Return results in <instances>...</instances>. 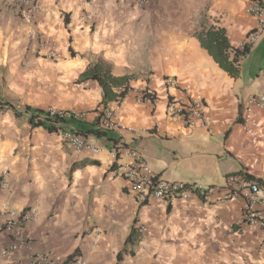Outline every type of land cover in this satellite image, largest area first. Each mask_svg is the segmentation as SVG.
<instances>
[{
  "label": "crops",
  "instance_id": "obj_1",
  "mask_svg": "<svg viewBox=\"0 0 264 264\" xmlns=\"http://www.w3.org/2000/svg\"><path fill=\"white\" fill-rule=\"evenodd\" d=\"M248 1L152 0L151 8L132 12L111 8L109 0H66L68 24L59 16L61 4L51 1L31 25L10 20L0 3V97L21 113L0 115V173L9 171L7 186H0V207L31 212L20 239L61 260L77 252L87 264H264V235L244 224L242 200L224 199L226 177L245 166L248 178L264 185V110L250 115L253 137L237 122L245 102L264 94V31L241 60L238 79L223 71L195 36L220 27L230 46L241 48L255 26L245 11ZM40 27L73 39L55 62L27 42ZM258 52L261 63L247 66ZM98 57L112 64L115 76H134L116 110L133 131H107L112 141L86 133L101 118V89L92 81L77 83ZM166 78L204 100L210 132L166 119L167 99L185 97L167 87ZM145 88L156 94L154 107L136 103ZM25 106L82 112L84 119L69 122L65 130L77 131L100 150L77 152L60 132L32 128ZM122 147L138 151L162 180L216 189L188 200L151 198L139 204L117 173L128 161ZM112 151H118L117 159ZM134 226L140 241L133 255L118 261ZM6 243L1 234L0 249Z\"/></svg>",
  "mask_w": 264,
  "mask_h": 264
},
{
  "label": "built area",
  "instance_id": "obj_2",
  "mask_svg": "<svg viewBox=\"0 0 264 264\" xmlns=\"http://www.w3.org/2000/svg\"><path fill=\"white\" fill-rule=\"evenodd\" d=\"M133 1L137 7H143L148 3V0ZM245 11L255 20V26L248 32L243 44L251 48L257 44L264 31V0H249ZM40 50L44 51V57L48 59L58 60L60 58V54L53 43L41 41ZM165 84L167 87L176 88L185 95L184 98L169 97L167 99L166 119L170 122H180L185 128H192L199 124L201 128L210 132L211 121L207 116L204 100L189 96L187 90L181 88L175 78H166ZM155 96L156 94L152 90L145 88L137 96L136 103H145L154 107L157 101ZM115 104L114 108H107L102 112L99 129L102 131H133L132 127L119 120L116 112L119 105ZM1 110L8 112L14 111V108L9 104H2L0 105ZM254 110H264V94L250 97L243 106L241 125L251 137L254 136V132L249 127V118ZM46 112L49 113L50 117L58 118L61 121L83 120L85 117L82 112L76 110H60L50 107L46 109ZM151 122L153 126H157L154 118ZM60 137L77 152L88 150L96 153L100 150L89 144L80 135L68 130L61 132ZM123 149L128 161L116 167L117 173L128 182L130 190L139 204H144L151 198L163 201L188 200L195 194L205 195L216 189L162 180L145 163L138 151L130 148ZM118 151L110 153L113 160L117 159ZM248 174V166H245L240 173L230 174L226 177L224 199L242 200L241 211L244 224L258 228L264 235V203L260 200L261 189L258 183L248 178ZM8 175L7 169H3L0 173V186L3 188L7 186ZM31 217L32 214L29 211L0 207V235L7 236L6 245L0 249V258L8 264H87L86 260L79 255L72 259L61 260L54 257L51 252L35 251L32 243L20 239L19 230L22 224L28 222Z\"/></svg>",
  "mask_w": 264,
  "mask_h": 264
},
{
  "label": "trees",
  "instance_id": "obj_3",
  "mask_svg": "<svg viewBox=\"0 0 264 264\" xmlns=\"http://www.w3.org/2000/svg\"><path fill=\"white\" fill-rule=\"evenodd\" d=\"M65 23L68 24L66 20ZM195 36L199 40L200 45L209 53V55L223 71H225L233 79H238L240 77V63L241 60L249 54L251 50L249 46L243 45L241 48H233L227 40L225 30L216 26L203 29L202 31L195 33ZM112 68L113 66L110 62L98 57L95 61L90 62L86 66L77 79V83L87 81L97 83L101 89L102 100L99 105V107L102 108L101 114L105 109L109 108V105L113 103L120 105V103L132 90L130 83L134 76H115L112 72ZM12 112L15 118H18L21 115V113L16 110ZM23 112L28 114L27 122L32 128L42 127L50 133H61L66 131L65 127H67L68 123L75 121H61L58 118L50 117L46 110L35 109L29 106H25ZM241 114V110H239V116L237 119L238 123L241 122ZM98 121L99 116L95 118L93 128L88 129L86 133H92L99 139L104 138L107 139V141H112L107 131H102L97 128ZM75 132L78 133L77 131ZM258 183L264 189V185L261 184L259 180ZM139 241L140 239L138 237L137 228L134 226L131 228V232L127 236L123 247L118 252L117 260L121 261L125 255H133L134 249L138 245ZM75 256H77V252H74L67 259H72Z\"/></svg>",
  "mask_w": 264,
  "mask_h": 264
},
{
  "label": "rangeland",
  "instance_id": "obj_4",
  "mask_svg": "<svg viewBox=\"0 0 264 264\" xmlns=\"http://www.w3.org/2000/svg\"><path fill=\"white\" fill-rule=\"evenodd\" d=\"M52 3H60V9H59V16L62 20L65 21L67 13L64 6L67 4L66 0H0V3L4 4V8L9 11L8 15L11 16L10 20H12L14 17H16V20L19 22H24L26 25H31L34 22V18H37L43 14V4L45 2H51ZM97 0H83V3L89 2L90 4L96 3ZM112 1L113 3H111ZM73 1H68V3L72 4ZM77 2V1H75ZM109 3L111 4V8H120V10H129V11H144L147 8H151L152 0H148V3L143 7H137L134 4L133 0H109ZM108 3V4H109ZM81 4V3H79ZM97 5V4H96ZM6 11V12H7ZM132 20H135L134 18L130 17ZM41 41H47L49 44L53 43L56 49L58 50L61 58L62 51L66 52L67 49L71 47V43L73 42V39L70 35L65 37H58L55 35V32L53 29H50V31H46L45 27H40L35 31L33 35L29 37L27 40L28 43L32 45V48L34 49L35 53L37 55H40L39 52L42 53V58L49 62H55L57 60H51L46 57H44V51L40 50ZM59 58V59H60ZM261 58L260 52L256 53L255 55H252L250 59L247 60V66H253L256 62L261 63L259 59ZM256 73V72H255ZM2 104H8L3 101V99L0 97V105ZM10 105V104H9ZM11 106V105H10ZM12 111L4 112L0 111V115L4 116L6 113H9ZM3 127L0 124V130H2ZM0 264H7L6 261H4L2 258H0Z\"/></svg>",
  "mask_w": 264,
  "mask_h": 264
}]
</instances>
